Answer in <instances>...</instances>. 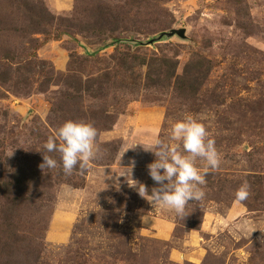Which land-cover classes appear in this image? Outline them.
I'll use <instances>...</instances> for the list:
<instances>
[{
	"label": "rangeland",
	"instance_id": "obj_1",
	"mask_svg": "<svg viewBox=\"0 0 264 264\" xmlns=\"http://www.w3.org/2000/svg\"><path fill=\"white\" fill-rule=\"evenodd\" d=\"M185 113L221 164L177 216L137 188ZM67 120L98 157L42 170ZM0 264H264V0H0Z\"/></svg>",
	"mask_w": 264,
	"mask_h": 264
},
{
	"label": "clouds",
	"instance_id": "obj_2",
	"mask_svg": "<svg viewBox=\"0 0 264 264\" xmlns=\"http://www.w3.org/2000/svg\"><path fill=\"white\" fill-rule=\"evenodd\" d=\"M97 136L98 131L92 122L65 121L55 135L43 143L40 168L56 169L58 161L49 154L58 152L65 175H71L74 170H86L98 157ZM147 150L155 156L147 166L148 174L158 186L153 187L149 194L147 187L140 183L137 188L139 195L144 198L146 194L150 195L152 205L159 204L177 216H184L189 202L205 198L202 186L207 183L209 171L220 167L221 155L214 138L201 117L185 113L181 119L171 123L167 141L157 136ZM249 195L250 185L245 179L236 190L235 199L243 202Z\"/></svg>",
	"mask_w": 264,
	"mask_h": 264
},
{
	"label": "water",
	"instance_id": "obj_3",
	"mask_svg": "<svg viewBox=\"0 0 264 264\" xmlns=\"http://www.w3.org/2000/svg\"><path fill=\"white\" fill-rule=\"evenodd\" d=\"M173 35H177L180 38H184L185 37V28H178V29H171L170 31H163L161 33H159V35L154 38L151 39L148 43H153L156 40H160L162 36H168L171 37Z\"/></svg>",
	"mask_w": 264,
	"mask_h": 264
},
{
	"label": "trees",
	"instance_id": "obj_4",
	"mask_svg": "<svg viewBox=\"0 0 264 264\" xmlns=\"http://www.w3.org/2000/svg\"><path fill=\"white\" fill-rule=\"evenodd\" d=\"M164 60V59H163ZM19 175H20V173H19ZM13 176H14V174L13 175H11V178H13ZM21 176V175H20ZM13 185H20V181H17L16 180V182L13 184ZM147 187V186H146ZM147 189H148V191H149V194L151 193V190H150V188L149 187H147Z\"/></svg>",
	"mask_w": 264,
	"mask_h": 264
}]
</instances>
